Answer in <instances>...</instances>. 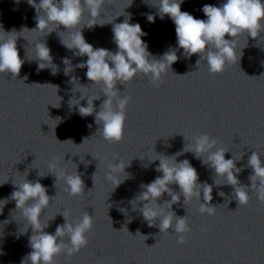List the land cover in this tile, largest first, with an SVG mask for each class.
<instances>
[{
	"label": "water",
	"instance_id": "95a60500",
	"mask_svg": "<svg viewBox=\"0 0 264 264\" xmlns=\"http://www.w3.org/2000/svg\"><path fill=\"white\" fill-rule=\"evenodd\" d=\"M0 264H264V0H0Z\"/></svg>",
	"mask_w": 264,
	"mask_h": 264
}]
</instances>
